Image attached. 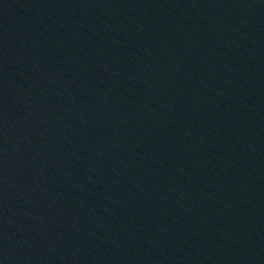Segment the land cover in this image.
Returning a JSON list of instances; mask_svg holds the SVG:
<instances>
[{
	"label": "water",
	"instance_id": "obj_1",
	"mask_svg": "<svg viewBox=\"0 0 264 264\" xmlns=\"http://www.w3.org/2000/svg\"><path fill=\"white\" fill-rule=\"evenodd\" d=\"M0 264H264V0H0Z\"/></svg>",
	"mask_w": 264,
	"mask_h": 264
}]
</instances>
